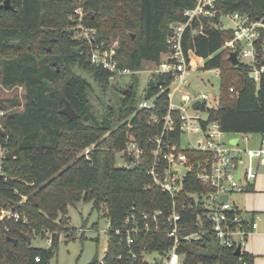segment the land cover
<instances>
[{
    "label": "trees",
    "instance_id": "obj_1",
    "mask_svg": "<svg viewBox=\"0 0 264 264\" xmlns=\"http://www.w3.org/2000/svg\"><path fill=\"white\" fill-rule=\"evenodd\" d=\"M4 1L0 0V5ZM82 1L83 22L107 46L118 39L114 50L117 65L133 72L161 61L168 52L170 24L183 22V11L194 5V0ZM9 3L11 9L0 10V91L20 88L21 95L0 98V110L7 112L0 118V206L10 209L19 204L16 210L27 218V223L0 222V264H50L62 236L65 242L75 240L77 229L69 226L67 216L68 208L79 202L91 203L92 209L109 223L103 258L95 256L88 264H148L140 258L134 263L128 259L130 248L123 230L125 219L134 211L168 210L171 206L170 196L147 174L153 148L148 139L158 136L162 126L148 120L151 115L161 117L166 113V94L156 97L154 111L139 110L136 84H131L120 91L117 108H110L115 124L95 121L88 105L89 84L70 67L76 65L91 72L102 88L109 85L110 75L90 64L85 45L70 34L69 21L75 23L74 10L79 1ZM217 8L247 14L252 19L264 17V0H222ZM196 25L184 31L182 47L191 67L219 70L217 104L208 110L209 121H215L228 134H263L264 74L256 82L249 77V65H231L228 52L222 50L223 41L232 38L230 31L206 28L205 35H194ZM77 47L80 50L75 54L73 49ZM256 47V67L260 68L264 66V31ZM169 81L167 75H151L144 90L146 99L159 94L160 87H167ZM66 102L76 118L56 113ZM170 137L179 142L178 130ZM130 138L145 152L136 168L117 167L116 154L127 148ZM90 146L93 149L87 160L81 153ZM122 157L128 161L125 154ZM205 190L195 174L189 173L176 199L178 208L191 202L188 193ZM204 219L200 208L181 211V224L187 233L198 231L200 223L206 228ZM85 225L83 221L81 227ZM117 229L121 230L119 235L114 232ZM33 230L52 233L48 248L31 246ZM79 239L82 241L84 235L80 234ZM93 241L97 246L98 238ZM213 242L212 237L204 236L199 241L182 243L178 251L184 254L183 264H254V256L244 250L237 256L234 248L217 244L208 251ZM170 245L164 234H141L134 250L139 255L144 249L163 253Z\"/></svg>",
    "mask_w": 264,
    "mask_h": 264
},
{
    "label": "built area",
    "instance_id": "obj_2",
    "mask_svg": "<svg viewBox=\"0 0 264 264\" xmlns=\"http://www.w3.org/2000/svg\"><path fill=\"white\" fill-rule=\"evenodd\" d=\"M78 1L80 4L75 8L74 16L81 24L84 16L83 1ZM221 1L194 0L193 7L182 13L184 21L170 24L171 33L166 39L168 52L158 64L146 65L145 71L149 76L170 77L168 86L160 87L159 94L150 98L149 102L139 98L137 109L154 111L156 97L162 93L166 94V113L161 117L151 115L148 120L149 123H161L162 126L158 136L148 139L153 148L150 152L152 163L147 174L157 188L170 196L171 206L168 210L134 211L125 219L123 232L125 244L130 248L128 259L132 263L140 258L148 264H183L184 254L178 251L180 245L184 242L199 241L204 236L212 237L222 248L236 249L240 246L241 252L244 242L256 229V222L261 219L258 214H254L250 220L245 219L233 205L231 198L246 192L248 186L257 178L258 167L264 166V133L252 135L223 132L215 121L208 119V110L211 108H207V103L210 98L203 92L187 91L190 86V72L197 68L191 67L184 55L182 37L186 28L194 23L197 24L192 31L194 35H205L206 28L230 31L232 38L223 41L222 50H226L228 55L237 51L239 63L249 65V75L256 82L264 74V66L256 67L259 56L256 42L264 31V17L252 19L247 14L223 12L217 8ZM81 42L85 45L84 51L90 64L108 71L110 81L138 73L119 68L114 58L116 44L109 47L98 41L93 28L88 29ZM213 71L219 77V70ZM200 102H204L203 109L193 108L195 103ZM6 113L0 110V118ZM176 130L179 132V142L170 137ZM129 140L127 148L121 153V159L122 154H125L128 161L123 159L121 166L134 169L145 150L137 147L132 138ZM92 149L93 146L85 148L81 155L87 160L90 159ZM186 153H190V156ZM176 167L185 168V174L178 172ZM189 173H194L196 180L206 190L188 193L186 196L191 202L179 209L176 199ZM222 197H226V201H223ZM16 207V204L10 209L0 206V222L13 220L26 224L27 218L20 215ZM191 208L202 210L207 227L204 228L203 223H200L198 231L187 233L181 224V211ZM107 225L109 229L108 221ZM4 231L7 232L8 228L5 227ZM85 231L82 227L77 230L82 234ZM114 232L119 235L121 230ZM150 233L164 234L171 242L170 247L163 253H148L144 249L140 255L136 254L134 246L139 236ZM32 236L34 239L45 240L48 245L52 242V233L46 230H33ZM143 245L140 242V247L144 248ZM152 254L155 257L148 258ZM35 260L39 261L38 258Z\"/></svg>",
    "mask_w": 264,
    "mask_h": 264
},
{
    "label": "rangeland",
    "instance_id": "obj_3",
    "mask_svg": "<svg viewBox=\"0 0 264 264\" xmlns=\"http://www.w3.org/2000/svg\"><path fill=\"white\" fill-rule=\"evenodd\" d=\"M75 23L70 24L73 30L72 37L75 40L81 41L82 38L87 34L88 29L92 28L83 22L79 24L77 18H73ZM229 26H231L229 24ZM118 39L112 41L109 47L116 44ZM79 48V47H77ZM80 50V49H79ZM145 67L142 71L129 76L117 77L110 81L109 85L102 88L98 85L92 76V73L79 68L76 65H72L70 69L82 77L88 84V105L90 107V113L95 121L101 122L107 120L112 124H115L114 118L111 116L112 109H116L120 100L122 89H127L129 85L136 84L134 90L136 93V100L139 98L149 102V99H145V89L149 81V74L145 71ZM190 86L187 91L190 93L203 92L210 100L207 103V108H214L217 104L218 89H219V78L215 75L213 70L202 71L194 69L190 72ZM20 88H15L12 91H0V98H11L15 95H21ZM144 97V98H143ZM112 108V109H110ZM10 110V109H8ZM114 114V113H112ZM122 160V161H121ZM123 164V159H121V153L116 154V166L120 167ZM262 180H264V168L260 170V174L256 180L255 186L258 189L263 187ZM260 184V185H258ZM244 193L240 195H234L231 199L238 197V199H243ZM264 211V210H262ZM69 226L77 230L82 226L83 221L86 222V231L83 233L84 239L81 241L79 235L82 234L77 232L75 240L64 241V236L60 238V242L57 246L54 257L51 259L50 264H88L95 256L101 260L104 256V251L106 248L107 235L106 231L108 229L106 219L102 218L96 210L92 209L91 203L79 202L68 208ZM94 224L97 225L96 228L92 227ZM263 225V226H262ZM261 228L264 230V224ZM94 238H98V245L96 246L93 241ZM254 247L258 248L264 245V238H255L253 240ZM244 248H248L251 241L244 242ZM31 246L35 248H48V243L45 240L33 239L31 240ZM215 246L216 242H213L208 246V251H211ZM155 255L152 254L148 258L152 259ZM264 263V261H263Z\"/></svg>",
    "mask_w": 264,
    "mask_h": 264
},
{
    "label": "crops",
    "instance_id": "obj_4",
    "mask_svg": "<svg viewBox=\"0 0 264 264\" xmlns=\"http://www.w3.org/2000/svg\"><path fill=\"white\" fill-rule=\"evenodd\" d=\"M263 168L264 166L258 167L257 178L260 174V170ZM256 180L250 184V187L244 192L243 199L235 197L231 199V202L237 208L239 213L247 220L252 219L254 214L260 215L261 219L256 222V229L245 241L246 243L251 241L252 244H249L247 249L246 247L244 248V244L242 249L254 256V264H264V245L256 248L254 247L253 242L255 238H264V230L261 228V225L264 224V211H262L264 210V180H262L263 187L261 189L256 188Z\"/></svg>",
    "mask_w": 264,
    "mask_h": 264
},
{
    "label": "water",
    "instance_id": "obj_5",
    "mask_svg": "<svg viewBox=\"0 0 264 264\" xmlns=\"http://www.w3.org/2000/svg\"><path fill=\"white\" fill-rule=\"evenodd\" d=\"M2 8H5V9H11V6H10V3H9V0H5L1 5H0V10ZM71 24V21H69V25ZM73 33V30H70V34ZM49 50V48L47 49ZM79 51V48H75L73 49V52L75 54H77ZM228 60L229 62L231 63L232 66H237L239 64V60L237 59V51L235 52H231L229 55H228ZM58 71V69L56 70ZM249 77L251 78V76L249 75ZM45 83L47 84H50L49 82H47L46 80H44ZM127 92V90H125V93ZM203 106H204V102H200V103H195L193 105V108L195 109H203ZM57 114H61V115H65L66 117H68L69 119H74L76 118V114L74 112V110L71 108L70 104L68 102H66L65 106L56 111ZM178 172H180L182 175L185 174L186 170L185 168H181V167H176L175 168ZM223 201H226V197H222L221 198ZM18 206V204H16ZM25 240L27 242L30 241V238L29 236L25 235L24 236ZM10 241H12L13 243H16V240L14 239H9ZM235 255H239L240 254V246H237V248L235 249V252H234Z\"/></svg>",
    "mask_w": 264,
    "mask_h": 264
}]
</instances>
